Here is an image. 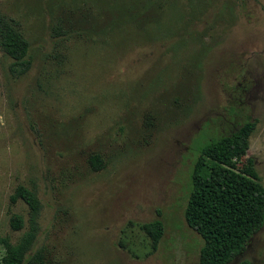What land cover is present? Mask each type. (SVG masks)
I'll list each match as a JSON object with an SVG mask.
<instances>
[{"label": "rangeland", "instance_id": "374dc122", "mask_svg": "<svg viewBox=\"0 0 264 264\" xmlns=\"http://www.w3.org/2000/svg\"><path fill=\"white\" fill-rule=\"evenodd\" d=\"M0 18L30 62L13 74L0 49V237L27 229L21 185L40 206L24 261L197 264L183 210L200 147L250 124L264 188V0H0ZM242 260L264 264V219L227 264Z\"/></svg>", "mask_w": 264, "mask_h": 264}, {"label": "trees", "instance_id": "16d2710c", "mask_svg": "<svg viewBox=\"0 0 264 264\" xmlns=\"http://www.w3.org/2000/svg\"><path fill=\"white\" fill-rule=\"evenodd\" d=\"M0 49L12 60L9 70L22 74L29 67L27 42L14 24L0 18ZM251 125L221 135L203 144L193 162L190 190L183 217L186 225L201 238L197 264H227L241 253L249 238L261 227L264 219V188L251 158L246 157ZM93 160H97L93 157ZM21 199L28 207L27 229L15 242L0 237L4 253L0 264H36L24 261L37 232L39 201L29 189L17 185L11 200ZM9 225L13 230L23 227L22 217L12 214ZM156 248L163 232L160 220L140 225ZM238 264H247L245 260Z\"/></svg>", "mask_w": 264, "mask_h": 264}]
</instances>
